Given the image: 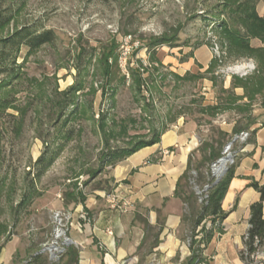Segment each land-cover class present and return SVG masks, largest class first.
<instances>
[{"label":"rangeland","instance_id":"obj_1","mask_svg":"<svg viewBox=\"0 0 264 264\" xmlns=\"http://www.w3.org/2000/svg\"><path fill=\"white\" fill-rule=\"evenodd\" d=\"M256 1L257 12L264 17V0ZM221 4L222 0H0V14L14 16L0 29V39L25 25L52 29L58 37L54 45L36 52L22 49L18 80L0 77V98L14 101L0 126V242L18 239L13 264H67V254L58 263L45 254L38 261L34 256L50 239L52 212L71 210L73 204L64 201L66 194L109 189L114 168L107 165L105 155L110 150L149 140L154 131L171 128L180 117L197 125L199 149L215 136L214 128L223 130L226 123L238 120L242 113L236 110L220 111L215 118L200 110L227 98L224 86L229 77L254 78L256 70L254 59L232 61L222 53L215 21L228 19V12L223 14ZM164 34L177 37V47L157 49L160 67L150 62L145 46ZM129 35L132 46L126 45ZM113 41L120 54L122 46L130 47L127 65L142 62L144 97L136 95L127 67L121 64L120 72L114 69L111 87L102 90L106 80L98 59ZM251 44L263 46L258 39ZM216 59L219 66L208 72ZM187 73L186 80L174 77ZM74 87L82 90L73 92ZM247 93L250 110L242 115L254 110L258 111L254 121L264 119V96L254 93V80ZM235 95L242 97L236 91ZM103 118L106 135L100 128ZM231 141L224 146L223 157ZM45 153L57 155L55 162L35 177L36 162ZM200 157L195 153L193 161ZM212 174L210 170L209 182L214 181ZM197 179L195 175L194 182ZM206 186L196 183L193 190L197 194Z\"/></svg>","mask_w":264,"mask_h":264},{"label":"crops","instance_id":"obj_2","mask_svg":"<svg viewBox=\"0 0 264 264\" xmlns=\"http://www.w3.org/2000/svg\"><path fill=\"white\" fill-rule=\"evenodd\" d=\"M231 84L229 77L224 88L230 89ZM235 91L244 96L242 88ZM247 102L244 98L239 104ZM257 112L246 114L253 119L244 131L250 137L236 147L234 176L222 202V231L216 232L204 247L206 261L202 264H247L241 252L250 229L251 207L261 200L252 184L264 185V119L254 121ZM246 115L241 114L238 120ZM235 125L236 120L226 123L223 130L232 135ZM197 128L192 121L178 118L159 143L139 150L114 167L108 190H93L85 194V202L73 204L71 231L78 264L187 263L192 255L187 241L193 225L185 220L190 207L176 190L190 157L198 150ZM82 211L88 214L90 223L81 218ZM19 244L18 239L0 242V264H13ZM65 260L68 262V255Z\"/></svg>","mask_w":264,"mask_h":264},{"label":"trees","instance_id":"obj_3","mask_svg":"<svg viewBox=\"0 0 264 264\" xmlns=\"http://www.w3.org/2000/svg\"><path fill=\"white\" fill-rule=\"evenodd\" d=\"M221 7L223 9V14H227L228 12V19L238 25L237 27L232 26L227 18L215 21V30L220 40L219 42L222 53L229 56L232 61H239L245 58L254 59L256 63V70L254 72V78L248 77L244 79L232 77L231 88L228 90L224 89V94L227 95V98L223 99L220 97V100L216 105L206 106L203 109H200L202 113L213 118L219 115L220 111L226 112L236 110L240 114L248 112L250 110L248 109V107H250L249 103H245L244 105L240 104L237 107H234V105L237 102L242 101L244 98L249 100V94L247 92L249 91L250 84L253 80L254 93H259L264 96V17L260 16L257 12V1L222 0ZM13 19L14 16L12 13L7 15L0 14V29L10 25ZM176 38L177 37L169 39V37L165 34L158 38H152L145 46L149 52L150 62L163 67L161 61L157 58V49L164 45L177 47V45H174ZM57 39L58 37L54 30L38 29L37 27L31 25L22 26L10 35L1 38L0 77H6L9 81L18 80L20 77L18 57L22 49L25 48L29 53H33L45 46L54 45L57 42ZM252 39H258L263 46L259 48L253 47L251 44ZM120 57L121 54L116 41H113L110 46L102 48L98 61L102 66V74L106 80V87L103 86V91H105L107 87H111L114 69L118 72L121 71ZM219 62V59L213 61L208 69V72H212L216 67H218ZM141 63V61H138L137 66L135 67H131V64L128 63L127 71L133 81L136 95L144 97L143 87L146 81L143 80L140 72V69H143ZM155 70L158 71L159 68H156ZM174 77L179 80H186L189 76L187 73L183 77L174 74ZM121 80L126 82V75H123ZM237 88H242L245 91L243 97H236L235 90ZM71 90H73V92H80L82 88L74 87ZM111 91L114 92L112 88ZM13 102L14 101H12L9 97L0 98V126L6 116V111L9 108L14 107ZM243 119L246 120V124ZM252 120V117H248V115L244 116L240 120H237L232 135L223 131L220 127L214 128L213 132L216 137L210 136L203 142L202 146L197 150V152L201 155L198 161H193V157L197 152L192 154L188 169L178 183L176 195L180 196L183 201L188 203L190 213L185 217V220H190L193 225L190 236L192 238L190 245L192 255L186 264L204 263L206 261L203 257L204 247L212 241L216 232L222 231L221 221L224 218L222 202L233 179V170L232 168L229 169L227 174L215 185L213 184L214 181L209 182L207 177L210 176L211 165L222 157V151L226 143L232 140L235 135L248 130L252 124ZM176 121L177 118L172 121V123ZM100 128L106 135V123L104 118L102 119ZM167 130L168 129L164 127L161 131H154L151 139H141L126 149L118 151L110 150L109 153L105 155L107 165H111L114 168L119 162L127 159L139 150L159 143L161 136ZM56 157L57 155L53 153L50 155L45 153L42 157H40L36 162L38 169L35 177L40 178L44 175L45 172H47V170L54 164ZM193 172H196L198 176V179L195 182V176L192 174ZM194 183H197V186L204 185V183L210 185V189L207 193L208 197L202 203L199 202V196L193 190ZM252 186L260 193L261 200L251 207L250 229L244 240V249L241 252V258L247 264H260V262L264 264V259L261 261H256L255 259L258 253H264V185L255 182ZM32 187H35L34 183ZM32 192L30 193L32 194ZM27 200L26 196L21 204ZM85 200L86 196L82 193L78 196L69 193L65 195L64 199L66 205L78 204L80 202H85ZM209 220L212 222V226L207 228L206 222ZM199 228H201L199 231L201 239L196 240L195 237L197 236V230ZM42 255V253L38 252L34 256L35 260L38 261ZM67 255L69 256L67 264H78V251L74 247L69 249Z\"/></svg>","mask_w":264,"mask_h":264},{"label":"built area","instance_id":"obj_4","mask_svg":"<svg viewBox=\"0 0 264 264\" xmlns=\"http://www.w3.org/2000/svg\"><path fill=\"white\" fill-rule=\"evenodd\" d=\"M129 44H131V46L133 44L131 35L126 36V45L128 46ZM122 48L124 50L123 51L124 53L121 54L120 64L123 66L124 69H126L127 56L130 54L131 49L130 47L125 48L124 46H122ZM122 56L124 57V61H122ZM249 137H250L249 132H242L238 135H235L232 141L230 142V144L226 147L224 155L228 151L229 156L231 157V162L229 163L231 167L229 168L228 166L227 172L229 171V169L233 168L237 163L238 151L236 147L239 144L245 143L249 139ZM233 148L234 150L232 151ZM220 159H218L216 162H218ZM216 162L212 164L211 171H212L213 165H215ZM192 174L194 176L197 175L196 172H193ZM222 178H214V182L215 180L217 179L221 180ZM209 189H210V185H207L203 191H197V195L199 196L200 203H202L205 199H207L208 197L207 193ZM81 218L87 223L91 222V219L89 218L88 214H86L84 211L81 212ZM52 225L53 226H52V232L50 235V239L42 245V249L40 253L47 255L49 260L52 263H58L68 253L71 247L77 246L76 242L72 239V237H70L71 230L74 227L73 212L70 210H65V209L53 211L52 212ZM206 225H207V228H210L212 226V222L209 220L206 222ZM200 229L201 228L198 229L197 236L195 237V239H200L199 237ZM191 242H192V238L189 237L187 241L189 247L191 245ZM255 259L256 261H259L260 259L263 260L264 253H258Z\"/></svg>","mask_w":264,"mask_h":264},{"label":"bare ground","instance_id":"obj_5","mask_svg":"<svg viewBox=\"0 0 264 264\" xmlns=\"http://www.w3.org/2000/svg\"><path fill=\"white\" fill-rule=\"evenodd\" d=\"M231 162V157L229 156V152L227 151L215 165H213L212 173L214 178H222L227 170L229 163Z\"/></svg>","mask_w":264,"mask_h":264},{"label":"water","instance_id":"obj_6","mask_svg":"<svg viewBox=\"0 0 264 264\" xmlns=\"http://www.w3.org/2000/svg\"><path fill=\"white\" fill-rule=\"evenodd\" d=\"M219 181H220V180L217 179V180H215V182H214L213 184L215 185V184H217Z\"/></svg>","mask_w":264,"mask_h":264}]
</instances>
